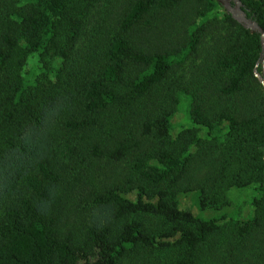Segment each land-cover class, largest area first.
I'll return each instance as SVG.
<instances>
[{
  "label": "trees",
  "instance_id": "1",
  "mask_svg": "<svg viewBox=\"0 0 264 264\" xmlns=\"http://www.w3.org/2000/svg\"><path fill=\"white\" fill-rule=\"evenodd\" d=\"M260 53L214 0H0V264H264Z\"/></svg>",
  "mask_w": 264,
  "mask_h": 264
},
{
  "label": "rangeland",
  "instance_id": "2",
  "mask_svg": "<svg viewBox=\"0 0 264 264\" xmlns=\"http://www.w3.org/2000/svg\"><path fill=\"white\" fill-rule=\"evenodd\" d=\"M36 61V57H31L24 67L23 74H25L27 78H30L34 74V72L37 73V71H35ZM258 70L264 78V57L258 66ZM187 103L188 101L184 99V107L182 113L178 114L173 120V126L175 128L173 131L174 133L180 130V126H189L186 108ZM257 194L258 193L256 191V186H251L242 190L231 189L227 192V200L229 202V206L219 213L209 211L200 213L194 204V199L196 198L195 195H181L177 198V203L179 209L188 210L194 215L200 216L203 219H210L225 215L228 219L246 221L250 218V216H252L251 203L252 200L257 197Z\"/></svg>",
  "mask_w": 264,
  "mask_h": 264
},
{
  "label": "water",
  "instance_id": "3",
  "mask_svg": "<svg viewBox=\"0 0 264 264\" xmlns=\"http://www.w3.org/2000/svg\"><path fill=\"white\" fill-rule=\"evenodd\" d=\"M225 13L229 14L230 17L240 24L243 28L249 30L251 33H256L259 35V41L261 46V53L259 59L257 60L254 69L253 75L259 85L264 90V78L257 71V68L264 57V34L263 30L250 18L247 17L246 13L243 10V5L240 0H214Z\"/></svg>",
  "mask_w": 264,
  "mask_h": 264
}]
</instances>
